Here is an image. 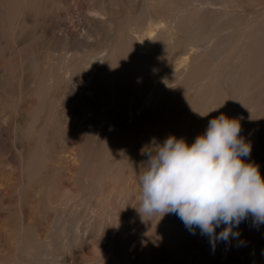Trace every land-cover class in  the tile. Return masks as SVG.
Wrapping results in <instances>:
<instances>
[{
	"label": "bare ground",
	"instance_id": "6f19581e",
	"mask_svg": "<svg viewBox=\"0 0 264 264\" xmlns=\"http://www.w3.org/2000/svg\"><path fill=\"white\" fill-rule=\"evenodd\" d=\"M57 1L60 3V0H0V50L5 47H1V42L10 34L16 37L27 34L22 28L27 22L26 16L33 15L35 8L36 14L46 10L47 14L39 17L46 24L40 29L49 33V22L46 23L49 12L53 11L56 19L66 14L63 8L67 3L62 0L66 5L61 8ZM97 1L98 4L85 11L86 16H79L80 12H76L77 18L73 16L78 19L79 25L75 23V27L79 26V30L70 28V21L67 23L64 19L66 22L59 23L57 20L62 43L72 45L71 48L68 44L70 49L64 48V53L51 56L47 52L36 57V46H32L35 50L29 46L32 30L27 31L28 27L30 38L25 40L28 46L21 43L16 49L15 39L12 41L11 47L18 54L16 72L14 68L12 71L21 80L19 88L16 87L19 98L33 100L23 110L17 107L20 100L15 101V109L11 106V111L13 108L17 113L25 112V125L20 124L23 132L11 127L15 130V134L10 131L14 135L12 144L9 142L11 148L5 145L10 135L6 130L10 129L11 119L20 114L9 117L0 107L4 115L0 117V170L13 174L14 178L9 179L17 180L12 184L0 178V196L6 190L19 195L18 212L23 214L21 195L29 188L35 195L44 189L52 193L51 210L64 206L78 210L82 207L84 212L90 210L100 227H104V234L100 236L97 233L100 231H96L97 235L90 221H83L80 219L83 216H79L65 226L51 224L44 238L31 230L33 234L28 239L22 231L28 232L29 226L27 223L26 228L23 223L19 226L18 218L15 222L18 228L16 225L10 234L9 228L6 231V237L16 235V247L10 253L9 245L2 243L5 237L2 239L8 251L4 253L1 245L0 264H26L23 255L33 256L37 264L39 261L69 264L79 240L98 251L99 255L89 260V264H264V223L254 224L251 215L233 229L239 232L238 236L226 242L217 241L213 250L207 235L201 234L199 228L193 234L176 214L149 217L137 210L141 206L142 191L139 176L145 171L144 162L148 159L146 154H141V149L162 143L169 135L184 138L191 145L206 131L208 122L222 113L229 118L242 117L240 135L251 144V153L244 159L256 163L264 177L261 134L253 130L254 125H251L253 129L250 124L246 126V111L251 113L252 121L264 119V8H246L241 0H120L121 8L117 6L118 1L117 7L114 6L115 0ZM103 25L107 30L100 39L102 33L97 31ZM6 41L5 45L9 40ZM6 62L0 74L13 66L12 62ZM6 81L10 82L0 81L1 98L7 89L10 91ZM66 91L77 95L78 116L68 113L69 108L61 100ZM15 97L16 93L11 99ZM91 194L99 199L95 201L92 196L89 199ZM259 225L263 227L259 229ZM223 227L222 224L216 229L217 234ZM71 230L81 238L68 237ZM56 234L63 235L64 244L55 252L53 260L50 256L57 247L52 251L54 240L60 242ZM132 247L140 255L137 259L127 251Z\"/></svg>",
	"mask_w": 264,
	"mask_h": 264
},
{
	"label": "clouds",
	"instance_id": "9594fccd",
	"mask_svg": "<svg viewBox=\"0 0 264 264\" xmlns=\"http://www.w3.org/2000/svg\"><path fill=\"white\" fill-rule=\"evenodd\" d=\"M241 118L220 114L189 145L169 135L162 143L141 149L148 159L139 176L142 216L174 213L193 234L199 228L215 249L251 215L264 223V177L258 165L244 158L251 144L241 133ZM225 225L217 234L216 229Z\"/></svg>",
	"mask_w": 264,
	"mask_h": 264
},
{
	"label": "rangeland",
	"instance_id": "374dc122",
	"mask_svg": "<svg viewBox=\"0 0 264 264\" xmlns=\"http://www.w3.org/2000/svg\"><path fill=\"white\" fill-rule=\"evenodd\" d=\"M67 3V6H65L66 4L64 3ZM60 0V3H59V1H57L59 4H58V6L59 5H61L60 7L62 8L63 6H65V8H63L64 10H63V12L65 13L66 12V14H65V17L67 16V19L65 18V17H62L61 16V18H54V17H57V16H54V12L53 11H51V12H49V11H47V12H49V15H47V21H46V23L47 22H49L47 25L50 27V29L51 30H49V33H51V34H53V35H51V34H49L48 32H46V33H43V26H41V25H44L43 23H42V20L41 19H39V17L42 15L43 16V14H45L46 13V10L44 11V13H42L41 14V12H43V11H41V12H39V11H37V14H36V8H35V10H34V12L33 13H31V14H35L36 15V17H38V18H35L33 15H29V16H26L27 17V19H26V21L27 22H25L24 23V27L22 28V29H24L23 30V32L24 33H27V34H24L23 35V33H22V35L21 36H17V37H20L19 39H21L20 41H18V38L15 36V34L13 35V34H10L8 37H7V39H4L5 41L7 40H9V42L5 45V41L2 43L1 42V47L2 46H7L6 48H8V50H9V52H6V50H5V47H2L1 49L2 50H4V52L2 51V50H0L1 52H0V55L1 56H3L2 58H1V56H0V72H1V69L3 68V67H5V66H3L4 64H5V62L7 61L9 64L12 62V58H14V57H16L15 59H16V61H13L14 62V64H13V62H12V64L11 65H13V66H10L8 69H7V71H5L4 73H2V74H0V81H5V80H7L8 79V81H10L9 80V78H11V84H10V82H7V84L9 83V85L10 86H8L7 85V88H10V91H9V89H7V91L6 92H4V93H2V97L3 98H1L0 97V103H1V108L3 109V112H5V113H3L2 112V110H1V108H0V112H2L3 114H8L9 113V117L10 116H15V114L17 115V114H20V112H14L15 110V107H16V105L14 104L15 103V101H17V100H20L21 102H24V103H20V101H18L17 103V107L18 108H20L21 107V110H23V108H25L26 109V106L27 105H29L31 102H32V100H33V98H31L30 97V99H28V100H21L20 98H19V96H20V94L18 93V89H16V87L17 88H19L18 87V84H19V81H21V80H19V75H17V73H15L16 71V69H17V67H16V69H15V66H17L16 64L18 63V54H17V50H14V51H16V53L13 51V47H11V45L13 46V43L15 42L16 44H14V46H15V48L17 49L18 47L17 46H20V45H24V44H26L27 46L29 45V46H33V47H35L36 48V50H35V48H33L35 51H38V52H35L34 51V55H36V57H38V56H40V54H44V53H47V52H49V53H51L50 55L51 56H55L57 53L58 54H61V52L62 53H64V51H66L65 49L66 48H68V49H70V47L68 46V44L69 43H67L66 44V42L65 41H63V43H62V40H63V38L62 37H59L60 35H58L59 34V32L57 31V26H58V24L60 23V21L63 23V22H66L67 21V23H68V21H70V23H68V25H70V28H72L73 30H76L79 26H77V27H75L76 26V24L78 23V19L76 20V18H77V13H79L80 12V14L81 15H79V16H86L85 14V11L86 12H88V10H89V8H91V6L93 5H96V4H98V1L96 0ZM77 1V2H76ZM97 2V3H95V2ZM116 1H118V3L119 4H117V2ZM241 1H243L242 2V4H245L246 5V8L247 7H253V9L255 8V10H261V9H263L264 8V5H261L262 3H264V0H263V2H259V1H262V0H246V3H245V0H241ZM253 1V2H252ZM113 2H114V0H113ZM254 2H257V3H259V4H257L256 6H258V7H256L255 6V3ZM74 3H75V5H74ZM115 3L117 4V6H118V8H121V5L122 4H120V3H122V2H120V0H115V2H114V6H115ZM124 3V2H123ZM249 3H250V6H247V5H249ZM65 4V5H64ZM70 6H69V5ZM73 4V5H72ZM82 4V5H81ZM253 4V5H252ZM1 5H2V2H1V4H0V7H1ZM78 5V6H77ZM73 6V7H72ZM77 6V7H76ZM82 6V7H81ZM117 6H115V7H117ZM70 7V8H69ZM76 7V8H75ZM83 8V9H82ZM81 9V10H80ZM77 10V11H76ZM2 11V10H1ZM82 11V12H81ZM53 12V13H52ZM71 12H72V14H71ZM77 12V13H76ZM38 13H39V16H38ZM51 13V14H50ZM70 13V14H69ZM1 14V13H0ZM47 14V13H46ZM53 14V15H52ZM75 14V15H74ZM52 16V17H50V18H48L49 16ZM42 16L40 17V18H42ZM54 16V17H53ZM64 16V15H63ZM74 16V17H76V18H72V17ZM34 17V18H33ZM53 18V19H52ZM71 20H70V19ZM38 19V20H37ZM52 20V21H50V20ZM60 19V20H59ZM63 21H62V20ZM66 21H65V20ZM30 20V21H29ZM37 22H36V21ZM55 21V23H54V21ZM57 20H58V22H57ZM41 21V22H40ZM30 24H29V23ZM50 22H52V23H54V24H52V23H50ZM57 22V23H56ZM27 23L29 24L28 26H27ZM76 23V24H75ZM57 24V25H56ZM46 25V24H45ZM53 25H55L56 27H53ZM77 25H79V23L77 24ZM28 27V29H27V31H29L30 29L32 30V32L31 31H29V35L31 36V39H30V41H29V35H28V32L26 31V28ZM52 27H53V29H52ZM103 27L105 28H102V26L100 27L99 26V28H100V30L99 31H97V32H99L98 34H100V32L102 33V35H99L100 36V39L102 38H104L105 36V34L104 33H106V30H107V26L106 25H103ZM42 30H41V29ZM54 28H56V31H55V29ZM102 29H103V31H102ZM8 31H10V29H7ZM53 30L55 31V34H54V32H53ZM77 30H79V29H77ZM7 31V32H8ZM33 31L35 32L34 33V35L36 36H34L33 35ZM41 31V32H40ZM51 31V32H50ZM32 34H31V33ZM53 32V33H52ZM39 33H43L42 35L41 34H39ZM50 35L49 37H48V34ZM47 35V38H46V35ZM104 34V35H103ZM39 35H40V37H39ZM45 35V37H42V36H44ZM58 35V36H57ZM34 36V37H33ZM57 36V37H56ZM14 37V38H13ZM16 37V38H15ZM22 37H24L23 39H22ZM28 37V38H27ZM33 37V38H32ZM37 37H39V38H37ZM51 37V38H50ZM52 37H54V38H52ZM60 38V40H58ZM15 39V41H13ZM28 40L30 43L29 44H27V43H25L26 41L25 40ZM48 41H47V40ZM49 39H50V41L52 42V44H51V42L49 41ZM56 39V41H54ZM23 40V41H22ZM33 40H37L36 41V43H35V41H33ZM39 40V41H38ZM6 41V42H7ZM12 41H13V43H12ZM44 43V44H46V43H48V45L46 44V45H44L43 46V44H42V42ZM47 41V42H46ZM55 43H54V42ZM18 42H20V43H18ZM24 42V43H23ZM34 42V43H33ZM39 42V43H38ZM41 42V43H40ZM46 42V43H45ZM60 42V43H59ZM65 42V43H64ZM9 43H10V46H9ZM22 43V44H21ZM33 43V44H32ZM53 43H54V45H55V48L57 49V48H59V50H55V48L53 47ZM58 45H57V44ZM20 44V45H19ZM32 44V45H31ZM34 44H36V45H34ZM39 44H40V47H39ZM41 44H42V46H41ZM59 44H60V46H59ZM57 45V46H56ZM67 45V46H66ZM70 46H71V48H72V45L71 44H69ZM53 48H52V47ZM49 47H50V49L52 50V51H50V49H49ZM61 47V48H60ZM10 48V49H9ZM28 48V47H27ZM46 48H48L47 50H46ZM63 48V49H62ZM65 48V49H64ZM45 49V50H44ZM60 49H62V50H60ZM39 50H41L40 51V53H39ZM53 50H54V52H53ZM45 51V52H44ZM59 51V52H58ZM2 52H3V54H2ZM5 53V54H4ZM9 53V54H8ZM11 53V54H10ZM37 53V54H36ZM55 53V54H54ZM14 55V57H11V55ZM57 54V55H58ZM12 55V56H13ZM10 56V57H9ZM4 58V59H3ZM11 59V62H10V60H6V59ZM15 59H13V60H15ZM6 60V61H5ZM6 62V63H7ZM14 68V70L13 71H15V72H13L12 71V69ZM4 69V68H3ZM2 69V70H3ZM13 72V73H12ZM19 73V72H18ZM4 74V75H3ZM11 74H13V75H11ZM9 75H11V76H9ZM3 76V78L1 79V77ZM12 76H13V79H12ZM17 77V78H15V77ZM9 77V78H8ZM15 78V79H14ZM4 79V80H3ZM18 79V80H17ZM13 80H16V84H14L15 83V81L12 83V81ZM17 81H18V83H17ZM5 83V82H4ZM21 83V82H20ZM13 86V88H12V86ZM20 85V84H19ZM16 90H15V89ZM12 89V90H11ZM15 90V91H14ZM12 93V95L14 94L15 95V93H16V99L14 100V98H12L11 99V93ZM18 96V97H17ZM14 97V96H13ZM21 97V96H20ZM75 99H77V95L75 94V95H72L71 93H69V91H66V94L63 96V98L61 99L62 100V102L64 103V104H66L67 105V107H66V109L68 110V108H69V110H68V113H72V114H75L76 116H78L77 114H79L77 111H78V106H79V104H78V100H75ZM13 103H12V102ZM31 101V102H30ZM65 101V102H64ZM11 102V103H10ZM27 103V104H26ZM4 104V105H3ZM12 104V105H11ZM32 104V103H31ZM20 105V106H19ZM23 105V106H22ZM11 106L14 108H12V110L13 111H11ZM25 106V107H24ZM23 107V108H22ZM72 109V110H71ZM80 109V108H79ZM8 113H7V112ZM74 111V112H73ZM14 114H13V113ZM2 113H0L1 115H0V117L1 116H4V115H2ZM24 113L25 112H21V114L23 115H17L15 118L13 117V119H11L12 121H13V123H12V121H11V126L9 125V127L8 128H10L9 130L7 129L6 130V132L9 134L10 133V135H9V137L7 138L8 139V141L6 140L5 141V145L8 147V148H11V141L13 140H11V138H13V134H11L13 131V133L15 134V130L16 129H18V131H20L21 133L23 132V131H21L22 130V125H20L21 123L22 124H24L25 125V117H24ZM11 114V115H10ZM246 121H248L247 122V124H246V126L248 125V124H250L249 126H253L254 125V127H255V129H253V127L251 126V128L253 129V130H255V132L257 131V133L260 135L261 134V136H259V140H260V142L261 143H264V134H262L263 133V131H264V129L262 128H260V127H264V126H262V124L264 123V119L263 120H261V121H256V120H253L254 121V123L255 124H252L253 123V121L251 120V119H249L250 117H251V113L250 112H247L246 111ZM21 116V117H20ZM24 117V118H23ZM21 118V119H20ZM16 119V120H15ZM20 119V121H18ZM18 121V122H17ZM20 122V123H19ZM257 123V124H256ZM260 123V124H259ZM14 125V126H13ZM16 125V126H15ZM21 126V128H17L18 126ZM19 126V127H20ZM11 127H13L15 130H13V128H11ZM16 127V128H15ZM258 128H260L259 130H258ZM21 129V130H20ZM12 130V132H10ZM260 130H263L262 132H258V131H260ZM5 132V133H6ZM10 139V140H9ZM263 142H262V141ZM24 141H26V140H24ZM1 142V141H0ZM4 142V141H3ZM9 142L11 143V144H9ZM2 143V142H1ZM8 143V144H7ZM9 145V146H8ZM0 151H2V144H0ZM256 164V163H255ZM257 165V164H256ZM1 169V168H0ZM0 178H2L3 177V179H8L9 180V183L10 182H14V181H17L16 179H13L14 178V176H13V174H11V175H9V172H5V171H3V170H0ZM8 173V174H7ZM1 174H2V176H1ZM12 177L13 176V180L12 179H9V177ZM10 177V178H11ZM70 181L71 182H73L72 181V179H70ZM13 182H12V184H13ZM14 183H17V182H14ZM42 192L41 193H39L38 195H35L34 193H33V191H32V188H29L25 193H23V195H21L22 197H21V201H22V203H24L23 205H24V209H23V211H25V212H23L22 211V213L23 214H21L20 212L21 211H19L18 212V210H20V208H19V206H18V200H17V196H18V198H19V195H17L16 193H10L9 191H3V197L1 198V196H0V231H1V233H0V251H3V248L2 247H4V245L2 244V243H6L5 245L7 246V245H9V246H7L8 247V250H10L9 252L11 253L12 251L14 252V250L13 249H11V248H13V247H16V246H14V245H16L15 243V239H16V235L15 234H13V236L15 235V237L13 238V236H10V237H6V235L8 234L7 232H9L11 229V231L12 232H14L15 230V226L17 225L16 223L18 222V218H20L19 219V226L21 225L20 223H23V224H25L24 226H25V228L27 227V224H28V228H26L27 229V231L28 232H25L26 230L24 229V227L22 228V230H25L24 232L22 231V234H23V236L24 237H29L30 238V236H31V234H33L34 232H36V235H38V236H40V237H42L43 236V238H44V236L45 235H47V233L49 232V230H50V228H51V224L52 225H58V226H65V223H67V225L68 224H71V223H73V222H75V220L76 219H78L79 218V216L80 217H82L83 216V218H80L81 220H83V221H85V220H87V221H90V226L93 228V230H94V232L96 233V231H100V232H97V233H99L100 234V236L101 235H103L104 234V227L102 228V227H100V225H99V220L98 219H94L93 218V215H92V213H91V211L90 210H86L85 212L83 211V210H85L84 208H82V207H80L79 208V210H78V208H74L73 209V206H64L63 208L61 207V208H58V209H56V210H54L53 211V209L51 210L50 208H51V203H50V200L49 199H51L53 196L51 195L52 193L50 192V193H48L47 191H44V189L43 190H41ZM14 194V195H13ZM0 195H2V193L0 192ZM90 197L92 196L94 199H95V201H97L96 200V198H97V196H96V194H94V195H89ZM14 197V198H13ZM15 197H16V200L17 201H15ZM50 197V198H49ZM89 197V199H93L92 197L90 198ZM97 199H99V198H97ZM2 200V201H1ZM14 201V202H13ZM46 201H48V202H46ZM11 202H13L12 204H11ZM17 202V203H16ZM16 203V204H15ZM46 203V204H45ZM47 203H48V205H47ZM2 204L4 205L3 207H1L2 206ZM9 205V206H8ZM14 205H15V207H14ZM46 205V206H45ZM12 206H13V208H12ZM48 206V207H47ZM17 207L19 208V209H17ZM2 208V209H1ZM65 208V209H64ZM70 208V209H69ZM71 208H72V210H71ZM48 209H50V210H48ZM76 209V210H75ZM5 210V211H4ZM71 210V211H70ZM2 211V212H1ZM70 213H69V212ZM74 211V212H73ZM53 212V213H52ZM1 213H3L4 215H2ZM17 213V216L18 217H15L16 214ZM21 214V215H19V214ZM76 213V214H75ZM90 213V214H89ZM12 214H13V216H12ZM57 214V215H56ZM84 214V215H83ZM89 214V215H88ZM26 217H25V216ZM74 216V219H73V216ZM78 215V216H77ZM86 215H88V219H87V216ZM6 218H5V217ZM13 218H12V217ZM24 216V217H23ZM58 216L60 217L59 219H58ZM63 216V217H62ZM23 217V218H22ZM50 217L52 218V221H51V219H50ZM22 218V219H21ZM24 218H25V223H24ZM47 218H48V220H47ZM91 218V219H90ZM9 219L11 220V221H9ZM73 219V220H72ZM85 219V220H84ZM90 219V220H89ZM250 219H252V218H250ZM21 220H22V222H21ZM54 220L56 221V222H54ZM3 221V222H2ZM5 221V222H4ZM14 222V224L13 223H11V222ZM63 221H65L64 223H63V225H62V222ZM16 222V223H15ZM50 222H52V223H50ZM93 222H94V225L95 224H97V225H93ZM27 223V224H26ZM11 224H13L12 226H11ZM50 224V225H49ZM18 225L16 226V228H18ZM14 226V228H10V227H13ZM50 227V228H49ZM263 227V225H259L258 226V228L259 229H261ZM9 228V229H8ZM30 228V229H29ZM96 228V229H95ZM5 229V230H4ZM7 229H8V231H7ZM98 229H100V230H98ZM14 230V231H13ZM31 230H34V231H31ZM102 230V231H101ZM7 231V232H6ZM11 231L9 232V234L11 233ZM30 231L31 232H33V233H30ZM6 232V233H5ZM27 233H29V234H27ZM74 230L72 231L71 230V232H70V234H68V237L71 235L73 238H78L77 240H79L80 238H81V235H79V234H77V233H74ZM96 233V234H97ZM4 234V235H3ZM11 234V235H12ZM25 234V235H24ZM27 235V236H26ZM57 235V234H56ZM98 235V234H97ZM5 237V239H3ZM46 237V236H45ZM56 237V239H57V242H59V243H56V240H54V245H53V247H52V251H54V249H55V251L53 252V254L50 256V258H52L54 255H56V251H59L61 248H63V244H64V239H63V235H61V234H58L57 236H55ZM59 237V238H58ZM11 240H10V239ZM27 238H25L26 240H27ZM28 238V239H29ZM2 239H3V242H2ZM14 240V241H13ZM28 241V240H27ZM2 242V243H1ZM29 242V241H28ZM28 242H26L25 243V245H27V246H29L28 244L30 243H28ZM62 242V243H61ZM60 243H61V245H60ZM1 245H2V247H1ZM11 246V247H10ZM57 246V247H56ZM9 247H10V249H9ZM54 247H56V248H54ZM5 248V250H4V253H6L7 251H6V247H4ZM54 248V249H53ZM133 249H130V250H127L128 251V253H130V255L133 257V259L134 258H138L140 255L138 254V253H136L135 252V248L134 247H132ZM15 249V248H14ZM12 250V251H11ZM6 251V252H5ZM137 251V250H136ZM8 252V253H9ZM12 252V253H13ZM138 252V251H137ZM55 253V254H54ZM133 253V254H132ZM97 254H98V251L97 250H94V248L92 247V245L91 244H88V243H82L81 242V240H79L78 241V247L75 249V251H74V253L72 254V259H71V263H69V264H72V263H74V264H89V260H94V259H92L93 257H97ZM137 255V256H135V255ZM99 255V254H98ZM135 257H134V256ZM25 255H23V259L25 258V260H24V262L26 261V264H27V262H29V260H31L29 263L30 264H32V263H34V264H37V262L36 261H34L33 259H32V257L31 256H29V258H27V256L28 255H26L25 257H24ZM59 255L57 254V257H58ZM56 256H54L53 258H55ZM52 258V259H53ZM89 258V259H88ZM136 258V259H137ZM29 259V260H28ZM53 260H55V259H53ZM39 261V260H38ZM69 261H70V259H69ZM40 262V261H39ZM38 262V264H42V262H40L39 263ZM55 262H57V261H55ZM28 263V264H29ZM24 264V263H23Z\"/></svg>",
	"mask_w": 264,
	"mask_h": 264
}]
</instances>
